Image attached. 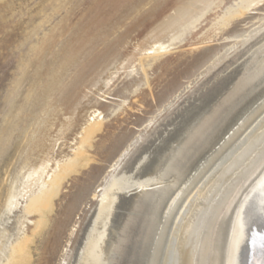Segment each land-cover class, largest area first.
Here are the masks:
<instances>
[{"label": "bare ground", "instance_id": "6f19581e", "mask_svg": "<svg viewBox=\"0 0 264 264\" xmlns=\"http://www.w3.org/2000/svg\"><path fill=\"white\" fill-rule=\"evenodd\" d=\"M213 2L179 5L139 41L119 70H143L142 85L148 84L147 68L162 57L154 54L171 50L196 29L214 9ZM263 4L235 0L216 16L205 43ZM254 19L241 35L228 37L235 40L214 57L212 66H217L244 45L226 69L187 96L214 67L202 70L163 107L171 111L169 117L159 125L157 117L150 119L147 127L158 125L152 135L135 132L103 177L99 201L75 246L60 250L63 264H264V15ZM232 67L234 74L219 80ZM120 98L109 114L107 109L105 115L90 114L74 145L59 159L54 149L67 140L75 120L70 112L60 123L51 120L48 104L31 135L35 156L25 152L0 212V264L32 262L31 245L48 227L63 180L82 161L83 166L89 163L86 147L103 121L122 108L126 100ZM37 214L41 217L30 235V218ZM76 227H67L70 243Z\"/></svg>", "mask_w": 264, "mask_h": 264}, {"label": "rangeland", "instance_id": "374dc122", "mask_svg": "<svg viewBox=\"0 0 264 264\" xmlns=\"http://www.w3.org/2000/svg\"><path fill=\"white\" fill-rule=\"evenodd\" d=\"M187 1L0 0V212L25 152L35 156L31 135L48 104L54 115L51 120L64 121L66 112L72 113L75 120L65 134L67 140L54 149V158L59 159L61 153L74 145L76 134L82 132L81 126L90 114L105 115L106 109L109 114L115 102L122 101L120 97L126 100L92 135L86 147L89 163L83 166L82 161L63 180L54 210L48 213V227L31 245L30 264H63L60 255L64 254H59L60 250L64 245L75 246L99 201L103 177L133 142L135 132L145 130L147 137L152 135L170 116L171 111L163 107L200 72L214 67L192 86L187 96L207 78L226 69L233 54L242 52L245 46L233 50L231 58L212 66L216 56L224 54V47L235 36L257 22L253 18L264 15L263 4L235 18L217 38L205 43L212 36L209 29L216 16L223 15L235 3V0H214V9L196 29L187 31L171 50L154 54L162 57L147 68L148 84L142 85L143 70L134 75L119 70L147 33ZM234 67L221 73L219 80L234 74ZM153 117H157L158 125L147 127ZM40 217L37 214L30 218V235ZM69 223L77 226L72 243L67 240Z\"/></svg>", "mask_w": 264, "mask_h": 264}, {"label": "snow or ice", "instance_id": "6c2138e0", "mask_svg": "<svg viewBox=\"0 0 264 264\" xmlns=\"http://www.w3.org/2000/svg\"><path fill=\"white\" fill-rule=\"evenodd\" d=\"M261 188H262V192H261L262 199L260 204H261V212L262 214H264V182H262Z\"/></svg>", "mask_w": 264, "mask_h": 264}]
</instances>
